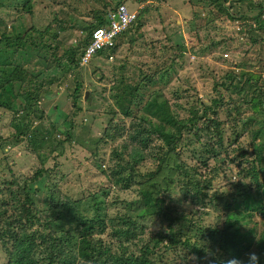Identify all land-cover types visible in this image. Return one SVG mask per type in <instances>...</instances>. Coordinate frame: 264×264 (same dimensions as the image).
I'll use <instances>...</instances> for the list:
<instances>
[{
  "label": "trees",
  "instance_id": "1",
  "mask_svg": "<svg viewBox=\"0 0 264 264\" xmlns=\"http://www.w3.org/2000/svg\"><path fill=\"white\" fill-rule=\"evenodd\" d=\"M35 1L25 0L22 6L15 7V11L32 14ZM65 1L63 0V3ZM227 1L229 0L216 2L215 6L219 13H225L229 19H233L228 13L229 8L225 7ZM123 2L115 4L111 11L115 6L126 5ZM79 3H82V0H79ZM249 5L262 7L261 4L254 5L251 2ZM7 9L10 7L0 4V13ZM81 12L91 16L90 19L93 18L96 23L85 20L87 27L81 32L86 35L75 41L74 45L65 46L57 34L51 36V25L45 26L44 30L33 27L30 31L25 29L19 33L0 30V110L9 113L13 119L17 117V121L12 122L13 128L21 137L16 140V145L26 139L32 147L31 151L35 153L40 150L37 142L29 141L33 137L34 132L31 129L35 123L43 124L40 120L44 116L39 104L45 89L54 82L61 83L68 73L75 75L77 79L83 75L82 68L92 64H95L92 73L103 75L98 65L100 63H95L94 60L101 61L97 57L103 58L105 53H108L104 60L111 62L119 47L123 50L126 45L130 46L123 51L124 56L120 64L111 67L113 70L110 79L104 78L109 80L112 85L109 90L114 92L111 95V103L101 99L103 107L106 105L102 109L104 117L107 118V126L102 137L97 138L91 147V154L97 155L103 151L104 146L113 145L106 160L98 154L101 163L98 170L108 179L109 187L100 188L97 192L76 200L68 198L57 191L56 184H53V188L46 184L50 182L52 174L51 170L42 164L45 159H41L33 173L24 179L12 175L11 179L4 181L7 185V196L3 199L1 197L0 200V254L5 255L7 259L6 263L1 264H175L176 256L171 257L167 253L174 248L183 252L180 255L183 264H226L233 258L246 261L251 252L260 257L259 264H264V194L260 197L259 194L253 193L254 190H264V178L260 177L264 175V167L258 168V165L264 162V144H256L257 139L264 135V78L260 74L246 71L241 74L229 73L216 80L213 85L215 92L220 88L231 95L229 106L226 104L222 110L225 105L222 98L210 97L207 103L198 101L204 109L203 114H200L199 108L193 104L189 109L186 108L189 116L179 117L174 108H181L177 102L172 101L169 104L167 100L159 101L158 98L142 102L144 98L140 90L144 85L139 86V83L147 81L154 84L158 79L155 78L151 82L134 77L133 72L138 70L135 66L138 65L136 62L139 58L131 61L136 48L133 46L136 42L135 33L131 27L117 36L112 48L102 49L88 64L80 65L92 32L104 22L106 15L93 10ZM237 20H248L250 28L255 24L254 31L257 34L264 33V12L251 19L239 13ZM0 21L2 22L1 17ZM138 24L137 18L134 25ZM124 33L129 34L131 38L122 39V36L126 35ZM121 39L122 43L119 44ZM262 43L264 46V39ZM145 45L153 46V43L143 46ZM157 51L160 56L162 53L168 54L165 59H169L167 66L161 67L163 70L171 68L176 58L181 57L175 54L177 52L172 47H160ZM140 61L144 64L145 58ZM54 71L55 74L52 73ZM135 79L138 84L131 85ZM82 93L81 88L77 86L71 94L72 107L79 112L83 108L75 103ZM91 102L93 100L90 97L86 106ZM242 103L249 104V110L252 111L244 119L240 116ZM56 110L60 112L58 106ZM219 111H223L224 118L227 117L225 125H230L234 132L238 123H243L242 133L236 134V140L229 144H226L223 132L224 123L218 118ZM77 112L73 113L71 118L75 119ZM139 112L142 113L138 114ZM117 117L123 122L116 120ZM202 119L205 121L203 124ZM256 121L259 125L250 133V157L245 158L247 154L243 147L237 148L239 158L244 159L243 162L248 165V168L241 170L239 165H236L240 178L238 184L235 185L237 182L225 178V183L219 186V189L213 187L219 174L226 177L232 170L225 162L221 164L223 166H218V158L225 156L229 159L235 143H239L246 136V126H253ZM73 125L72 120L69 127L63 129V140L51 138L53 145H62L64 140L71 139L70 129ZM3 135L0 130L1 152L4 151V142L8 141ZM42 139L44 148L47 138ZM80 144L83 145L81 142ZM28 145L26 149L30 148ZM192 151L194 156L190 154ZM51 153L52 150L48 155ZM5 156L7 159L8 155ZM184 157L193 161L194 165L185 162ZM252 157L254 158L251 159ZM143 161H147L153 170L142 173L139 167ZM7 168L10 169L9 163ZM57 173L54 172V177H57ZM155 177L158 178L156 184L153 180ZM246 179L250 182L244 184ZM135 187L139 189L135 190ZM43 189L49 193L42 200L45 208L40 210L36 205L35 194ZM112 189L121 193L111 198ZM128 191L137 193L142 214L138 217L131 216V211L119 213V210L116 217L106 219V214L112 207L116 208L124 203L121 199L123 193ZM177 191L182 197L181 200L172 198ZM209 192L213 194L209 195ZM1 194L3 193L0 192ZM185 201L198 207L209 206L214 213H223L222 225L195 228L196 223L184 215ZM150 216L164 218L170 225L176 226L175 229L170 226V229L157 233L159 238L153 248L166 251L155 253L146 247L140 254L129 252L123 243L136 239L137 219L142 220ZM109 227L114 231L116 242L120 241L117 254L113 252L112 246L104 243L103 245V241L96 238L104 234ZM164 243L171 248L161 247Z\"/></svg>",
  "mask_w": 264,
  "mask_h": 264
},
{
  "label": "rangeland",
  "instance_id": "2",
  "mask_svg": "<svg viewBox=\"0 0 264 264\" xmlns=\"http://www.w3.org/2000/svg\"><path fill=\"white\" fill-rule=\"evenodd\" d=\"M221 1L82 0V4L79 3V0H66L64 3L63 0H36L32 14H27L17 13L15 11V7L18 5L22 6L25 0H0L2 6L10 7V9L0 13V17L2 18V22L0 21V30L6 33L8 31L19 33L25 29L30 31L33 27L37 30H44L45 26L51 25L49 31L51 36L57 34L58 39L65 46L66 44L74 45L75 41L77 42L86 35L85 32H81V30L87 27V21L85 20L96 23L93 18L90 19L91 16L88 17L81 11L93 10L105 13L104 22L99 24V27L107 29V19L109 18L112 7L118 2H123L126 4L130 13L136 12L138 14L139 19L138 26L134 25L131 27L135 33L134 39L136 40L133 44V46H136L135 55L131 58V61L139 58L136 62L138 65L135 66L138 70H135L136 73L133 72L134 77L143 78L151 82L155 78L158 79L156 82H153L154 84H149L147 81L139 83V86L144 85V87L142 86L143 89L140 90L144 98L142 102L144 103L154 98H158L159 101L167 100L169 104L172 101L177 102L181 105L182 109L174 107L177 112L176 114L179 117H187L189 116V112L186 108L189 109L193 104H196L199 108V113L203 114L204 109L200 107L198 101L207 103L210 97L219 98L220 96L222 98L225 104L222 110L227 105L229 106V96L231 95L222 91L220 88H218L217 92L213 90V85L216 80L218 81L225 75L232 72L241 74L246 71L255 73V75L260 74L264 78V46L262 43L264 33L257 34L254 31L255 24L250 28L248 20H237L239 13L241 16L244 15L249 19L256 17L259 13L262 15L264 12V0L227 1L225 7L229 8L228 13L233 19H229L225 13L218 12L215 4L216 2L221 3ZM249 2L254 5L261 4L262 7H250ZM126 35H123L122 39L131 38L129 34ZM167 38L171 40H167ZM122 39L119 44L122 43ZM116 41L117 38L114 39V43ZM151 43H153V46H143L144 44ZM129 47L126 45L123 50L119 47L111 62L104 60L105 55L108 53H105L103 58L97 57L101 61L94 60L95 63H100L98 65L102 69L103 75L98 76L92 73L93 67L95 66V64H92L91 66L83 67V75L77 79L75 75L68 73L61 83L54 82L45 89L39 104V108L44 116L40 121L45 126L41 123H35L31 129L34 132L33 137L29 141V143L33 141L37 142L40 150L35 153L31 151L32 147L28 145L26 139H22L16 145V140H20L21 137L19 136V132L13 128L12 122L17 121V117L13 119L9 113H4L0 110V130L4 134L3 138L8 139V141L4 142V151H0V192L3 193L0 195V200L1 197L3 199L7 196V185L4 181L11 179L12 175L16 178H26L33 173V170L39 165L41 159H45L44 163H42L44 167L51 170L52 177L50 182L48 181L46 183L48 187L53 188V184H56L57 191L68 198L76 200L89 193L93 194L100 188L109 187L108 179L101 175L98 170V166L101 165L98 154L100 158L104 156L106 160L110 152V147L113 145L109 144L106 147L104 146L103 151L97 155L91 154V147L94 146L98 140L97 138L102 137L104 128L107 126V118L104 117V110L102 109L106 105L103 107L104 103L101 102V99L104 101L108 100L106 103H111V95L114 92V90H109L112 88V85L109 80L104 78L110 79L112 68L120 64V60L124 56L123 51L126 48L129 49ZM160 47H172L177 52L175 54L181 56L180 59L176 58L174 65L171 68H167V70H163L161 67L167 66L169 59H165L168 57V54L162 53L160 56L157 51ZM152 48H156V50ZM142 58H145L144 64L140 61ZM52 73L55 74V71ZM116 74H119L117 70ZM136 84H138V81L135 79L131 85ZM77 86L83 92L75 103L76 106L83 108L81 112L72 107L71 94H73V90ZM86 93L88 94L87 97L85 95ZM176 96H179V98L177 99ZM90 97L93 102L89 106H86L87 99ZM233 97L237 98L235 96ZM56 106L59 107L60 112L56 110ZM171 108L174 110L172 106ZM241 110L240 116L242 119L246 118L252 112L249 110V104L244 105L242 103ZM75 112L78 115L73 119L71 117ZM219 112L218 118H221L224 123L222 125L224 129H222L225 134V140H227L226 144H229L236 140V134L242 133L243 123H238L237 129L234 132L230 128V125H225L227 122L225 119L227 117L224 118L223 111ZM141 113L139 112L138 114ZM206 113L209 117L213 118L209 112ZM66 116L67 118L65 119ZM72 120L74 125L70 129V131L72 130L71 139L64 140L62 145H56L55 143L53 145L51 138L54 139L55 137L57 140H63L64 135L61 132L64 128L69 127ZM118 121L123 122L121 119H118ZM258 121L253 126H246V136L239 143H235L229 159H226L225 156L218 158L220 160L217 163L218 166H223L221 164L225 162L227 167L232 170L227 173L226 177L219 174L214 181L213 187L219 189V186L225 183V178L231 180V182H237L240 178L237 175L236 165H239L240 170L242 168H248V165L243 162L244 159L239 158L237 148L239 146L243 147L247 154L245 158L250 157L252 153V148L249 146L250 133L255 131V127L259 125ZM201 122L203 124L205 121L202 119ZM127 124L128 120H126ZM42 138H47L44 142V148H42ZM98 144L100 145L101 143ZM256 144H264V135L257 139ZM26 145L31 149H26ZM50 150L53 153L48 155ZM192 152L190 154L194 156L195 153L193 152L192 154ZM5 154L8 155L7 159ZM46 156L47 158H45ZM183 160L190 163V165H194V162L186 157ZM8 163L10 169L7 168ZM150 166L147 161H143L139 169L144 173L147 170H153ZM262 167H264V162L260 166L258 165V168ZM54 172H58L57 177H54ZM206 176L208 177L207 173ZM260 177L264 178V175L262 174ZM144 178L147 179V177ZM153 180L155 184L158 182V178L156 177ZM249 182L250 180L246 179L243 183L247 184ZM237 184L238 182L235 185ZM138 189L139 187H135V190ZM254 191L253 193L259 194L260 197L264 194V190L259 192ZM213 192H209L208 194L212 195ZM48 193V191L43 189L35 194L36 205L40 210L45 208L42 200H44V197ZM120 193L112 189L110 197L113 198ZM172 198L177 200L182 199L178 191L174 193ZM121 200L124 203L118 205L116 208L112 207L107 214L105 213L106 219L116 217V213L119 210V213H128V211H131L129 213L130 215L132 214L131 216L138 217L142 214L141 203H138L140 199L137 193L132 191L123 193ZM183 210L187 219H191L192 222L196 223L195 228L197 226L216 227L222 225L224 214L219 211L214 213L209 206L204 208L198 207L192 205L189 201H185ZM136 224V239H132V242L123 243L129 252L140 254L146 247L150 251H155V253L166 251L162 249L154 250L153 244L159 238L157 236L159 231H166L170 229V226H173V229H175V225H170L164 218L155 216L146 217L142 220L137 219ZM259 226H261L260 223ZM96 238L102 240V244L112 246L113 252L118 253L117 248L120 241L117 240L116 242L114 239L115 235L111 227L107 228L104 234ZM160 246L163 248H171L165 243ZM167 253L171 257L176 256L175 264L184 263L183 259L180 258L183 252L179 248L170 249ZM6 262L5 255L0 254V264Z\"/></svg>",
  "mask_w": 264,
  "mask_h": 264
},
{
  "label": "built area",
  "instance_id": "3",
  "mask_svg": "<svg viewBox=\"0 0 264 264\" xmlns=\"http://www.w3.org/2000/svg\"><path fill=\"white\" fill-rule=\"evenodd\" d=\"M135 14L130 13L124 6H119L109 13L107 29H98L93 32L92 39L85 48L84 55L80 59V65H86L102 49L114 46L116 36L124 32L135 21Z\"/></svg>",
  "mask_w": 264,
  "mask_h": 264
},
{
  "label": "clouds",
  "instance_id": "4",
  "mask_svg": "<svg viewBox=\"0 0 264 264\" xmlns=\"http://www.w3.org/2000/svg\"><path fill=\"white\" fill-rule=\"evenodd\" d=\"M119 6H124L128 11H129V9L126 7V5H123V4H120V5H118V6H115V9H117ZM114 9V10H115ZM113 10V11H114ZM113 11H111V12H113ZM130 12V11H129ZM134 14H135V16H136V18H135V21L133 22V23H131L130 25H129V27L125 30V31H127L130 27H132L134 24H135V22H136V20H137V18H138V14H136V12H134ZM108 20V19H107ZM98 29H102V27H99V28H96V30H98ZM96 30H94V31H96ZM93 31V32H94ZM93 32H92V35H93ZM122 34V33H121ZM92 35H91V39H92ZM120 35V34H119ZM115 38H117V36L115 37ZM90 39V40H91ZM112 48V47H111ZM110 59H111V57H109ZM259 260H260V257L257 255V253H255V252H251V253H249L248 254V258H247V260L245 261V260H240V259H238V258H233V259H230V260H228L227 262H226V264H259Z\"/></svg>",
  "mask_w": 264,
  "mask_h": 264
},
{
  "label": "water",
  "instance_id": "5",
  "mask_svg": "<svg viewBox=\"0 0 264 264\" xmlns=\"http://www.w3.org/2000/svg\"><path fill=\"white\" fill-rule=\"evenodd\" d=\"M85 95H86V97H87L88 94L86 93Z\"/></svg>",
  "mask_w": 264,
  "mask_h": 264
}]
</instances>
